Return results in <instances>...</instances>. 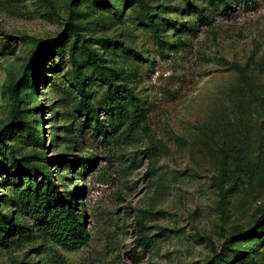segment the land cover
<instances>
[{"label":"rangeland","instance_id":"obj_1","mask_svg":"<svg viewBox=\"0 0 264 264\" xmlns=\"http://www.w3.org/2000/svg\"><path fill=\"white\" fill-rule=\"evenodd\" d=\"M60 36L114 79L128 117L121 130L108 125V86L91 70L86 102L107 126L93 135L70 43L35 58L41 74L17 106L40 143L23 126L5 129L0 182L14 173L12 157L45 158L85 239L67 246L53 237L15 200L9 178L0 214L19 229L0 240V264H207L233 248L226 264H264V0H0V132L36 41ZM5 199L15 201L7 208ZM252 230L259 235L246 238Z\"/></svg>","mask_w":264,"mask_h":264},{"label":"trees","instance_id":"obj_2","mask_svg":"<svg viewBox=\"0 0 264 264\" xmlns=\"http://www.w3.org/2000/svg\"><path fill=\"white\" fill-rule=\"evenodd\" d=\"M102 3H106L107 0H99ZM66 28V32L69 28L72 29V25L70 22L66 21L64 24ZM29 39L30 38H25ZM70 37L64 38V36H60L57 39H53L50 41H36V49H35V57L32 56L29 58L28 66H29V74L24 75L19 82L16 84H12L10 86V96L13 100V106L11 110L10 121L6 128H4L0 132V137L3 135L5 129L15 127L17 129H21L20 126H23L24 132L26 133V137L29 138L34 143H40L38 135L36 132L28 125L21 122L20 119V111L17 106V101H19V91L23 87L29 88L34 80V75L36 79L40 76V67L35 63V58L38 57L46 58L52 54H62L65 43L69 42ZM68 49V58L71 63V68L73 72V76L76 83L77 92L80 96L79 106H81L82 115L86 122L92 121V134L99 137L106 135V125L105 120H100L97 115V109L94 108L91 104L86 102V95H85V84L86 80L89 79L88 73L90 71H94L95 75L98 77L103 78L108 86V99L103 102L101 105L104 109L108 110L110 114L107 123L112 128H117V130L123 129L124 120L128 117L126 115V110L124 107V96L121 95V91L118 90V86L114 83V79L109 77L103 71H101L98 67L93 64V61L87 56L85 57V61L81 58V53L78 51L76 47L75 41L69 44ZM90 55V54H89ZM40 58V59H41ZM31 73V74H30ZM92 75V74H91ZM138 108L135 105L133 110V119L136 122L138 118ZM69 121V127L71 121ZM118 123L120 124V128L118 127ZM134 124V123H133ZM135 125V124H134ZM131 124L129 128H131ZM75 130L74 133L71 132L70 129L67 130V134L71 138L70 142L75 144V137L78 134L80 136V130L77 128H73ZM73 147V146H72ZM11 149V147H10ZM13 154L12 150L10 152ZM43 164H33L30 161L24 159H15L11 158L10 162L8 163L7 158H3L2 166L6 165V163L10 164L13 167L14 173L11 175H7L5 180L0 182V185H3L5 182L11 178V181L14 182L17 189L12 192L14 193L15 200L18 199L22 203V208L31 210L36 218L37 221L40 223L45 222L49 225V230L53 237L57 240L62 242L64 245L67 246H74L81 243V240L85 239V231L79 223L78 218L74 214V206H72L71 200L65 197L64 194H61L52 184V176L50 170L47 165V160L43 158ZM79 160H70L69 167L73 168L75 164H77ZM94 159L92 160V164L94 163ZM18 177L15 179V175ZM8 184H6L7 186ZM19 191V192H17ZM68 196V194H67ZM1 198V196H0ZM15 200L5 199L4 204L5 207L8 208V204L12 203ZM55 207H58L57 215H53V211ZM260 227L258 230H264V218H259L257 220ZM16 229L19 227L16 224H13V221L10 217H5L4 215L0 214V240L3 241L7 238V236H11L12 233H16ZM259 235L256 233V230H252L247 236ZM245 238V239H246ZM255 238V237H254ZM230 250V251H229ZM227 251L228 256H236L239 253L238 248L229 249ZM233 254V255H232ZM224 256V257H223ZM228 256L225 257V254H215L212 259L207 264H226L228 263Z\"/></svg>","mask_w":264,"mask_h":264}]
</instances>
